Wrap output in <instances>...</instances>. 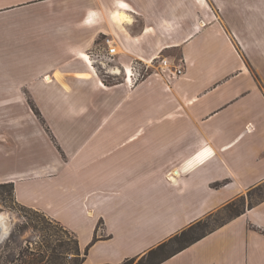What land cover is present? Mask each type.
I'll list each match as a JSON object with an SVG mask.
<instances>
[{"label": "crops", "instance_id": "obj_1", "mask_svg": "<svg viewBox=\"0 0 264 264\" xmlns=\"http://www.w3.org/2000/svg\"><path fill=\"white\" fill-rule=\"evenodd\" d=\"M230 29L220 0H0V68L18 65L0 69L10 95L0 109L31 95L67 157L48 162V177L27 165L13 178L0 140V184L74 233L88 247L82 264L143 255L222 207L248 205L264 184V41H231ZM107 37L126 70L174 52L184 74L105 86L83 56ZM64 200L69 218L54 210ZM160 264H264V198Z\"/></svg>", "mask_w": 264, "mask_h": 264}, {"label": "rangeland", "instance_id": "obj_2", "mask_svg": "<svg viewBox=\"0 0 264 264\" xmlns=\"http://www.w3.org/2000/svg\"><path fill=\"white\" fill-rule=\"evenodd\" d=\"M170 1L172 2V0ZM201 1L205 5V0ZM258 11H260L258 8L248 9L244 0H220V14L224 18L226 26L232 29H230L231 35L229 36L231 41H240V37L243 38L245 32H247L249 37L251 36L250 34H252L253 39L254 37H257L259 40L262 39V41H264V9L262 12L260 11V13H258ZM35 32L38 31H29V33ZM117 49L119 48L117 47ZM176 54L177 53L174 52H166L162 54V57L168 59L170 67L175 65L181 66L180 63H182V61L176 56ZM85 56L86 55L83 56V59L86 62ZM170 56H173L176 60ZM140 63L143 65L144 70H146L144 71L145 78L152 74L159 75L162 71V67L159 66V63H153L152 66H150L149 63ZM17 67L18 65L16 63L6 62L5 67L4 64H2L0 69L3 73L6 70L8 74V71L17 69ZM181 67L184 74L183 65ZM169 70L170 69H165L164 71ZM97 75L105 86H110L119 82L127 84L122 76L113 79L101 73H97ZM5 81H8V79L5 80L0 78V82H2L0 85H4L3 88L0 89V108H4V103L9 101L10 98V95L6 94L8 85H6ZM25 98L27 104L25 106L11 108L10 110L0 109V140L5 142L8 146L5 151L6 156L12 163L13 178L16 176L19 177V179L22 177L25 178L26 174H23L22 177H20L21 175H19L18 172L22 166L24 167L27 165L30 167L35 166L36 168H34V170H37V172L43 171L46 173L44 174V177H48L51 175L47 167L48 162L59 160V163H62L67 160V157L65 156L64 149L61 148L58 141L55 139L50 125L47 123L42 113L36 108L31 95L25 94ZM29 118L37 120L38 124L42 127L43 142L41 141L40 134H36V126L32 124V122L30 123L32 127L29 126V122L26 120ZM6 125H8L7 128ZM5 128L7 130L4 133L2 130ZM81 144L82 143L79 144V147L82 148ZM41 155H43L44 163L42 165L39 164V166L37 165L36 157ZM41 166L45 169H42ZM13 188V196H10L8 192L9 188L0 189V214L11 219V232L9 234L11 240L4 242L3 245H6V248H3L2 251H0L1 256H4L5 261L10 260L11 264H75L77 259L75 258V255L72 254V249L74 248L73 236L76 237L75 234L62 225L68 231L63 232L61 228L55 224V220L48 217L41 209L30 208L18 202L15 199L14 184ZM262 198H264V184L248 193V205H246L243 200H237L229 207H222L220 210L205 217L203 220L192 223L191 226H195L192 233L184 239L179 238L178 240L169 242V240L175 236L174 235L163 241L162 243L169 242L165 249L158 252L156 255L151 256L142 264H148L149 260L151 262L158 260L162 254L171 252L183 245L190 236H195L216 228L235 214L244 212L247 206L250 208L252 204L258 202ZM64 202L67 201H61V205L56 204L54 210H57L56 215L60 218H69L65 215L69 211L67 207L64 206ZM28 208L33 210H29ZM43 213L48 219L42 217ZM50 219L52 221H49ZM197 223H199V225H197ZM79 226H77V233L81 242H83L85 241L84 238L88 236V228L84 223H81ZM101 226H103V220L98 222L97 227ZM180 233L176 235H179ZM96 240L97 238L95 236L93 242ZM87 249L88 247L81 252L79 247L80 257L86 256L84 253ZM39 251L42 252V259H40L41 256H38ZM148 252L138 257L125 260L121 264H138L139 260L144 256L146 257ZM21 258L24 259L23 261L25 263L20 260ZM2 263L3 262L0 260V264Z\"/></svg>", "mask_w": 264, "mask_h": 264}, {"label": "built area", "instance_id": "obj_3", "mask_svg": "<svg viewBox=\"0 0 264 264\" xmlns=\"http://www.w3.org/2000/svg\"><path fill=\"white\" fill-rule=\"evenodd\" d=\"M104 44L103 48H93L87 53L86 62L91 69L113 79L122 76L130 87L144 78V71L146 70L139 61H131L128 70L118 61L117 44L114 39L107 37L104 39ZM153 63H159L163 70L170 69L172 76L180 77L183 75V69L180 65L170 67L168 59L161 55L153 57L149 65L152 66Z\"/></svg>", "mask_w": 264, "mask_h": 264}, {"label": "trees", "instance_id": "obj_4", "mask_svg": "<svg viewBox=\"0 0 264 264\" xmlns=\"http://www.w3.org/2000/svg\"><path fill=\"white\" fill-rule=\"evenodd\" d=\"M3 188H9V189H8V192H9L10 196H13V191H14L13 183H2V184H0V189H3ZM230 205H231V204H230ZM230 205H227L226 207H229ZM26 208H27V207H26ZM28 209H29V208H28ZM29 210H33V209H29ZM240 214H242V212H239V213L235 214V215H234L233 217H231L230 219H232V218H234V217H236V216H239ZM42 217L48 219V217H47L44 213L42 214ZM230 219H229V220H230ZM49 221H52V220L50 219ZM227 221H228V220H227ZM224 223H225V222H224ZM55 224H56L58 227H60L61 230H62L63 232H66V231H67V230H66V229H65V228H64L59 222H56V221H55ZM197 225H199V223H197ZM26 228H27V227H26ZM194 229H195V226H190L189 228L183 230L179 235H175L174 237H172V238L169 240V242H171V241H173V240H178L179 238H183V239H184L186 236H188L190 233H192V232L194 231ZM212 230H214V228L211 229V230H209V231H207V232H204V233H201V234H197V235H195V236H190V237L186 240V242H185L183 245H181L180 247H178L177 249H175V250H173V251H171V252H168V253H164V254H162V256L159 257V259L156 260V261H154V262H151V261L149 260V263H148V264H160L161 262L167 260L168 258H170L171 256H173L174 254L180 252L181 250L187 248L188 246H190V245H192L193 243L197 242V241L200 240L201 238L205 237V236H206L209 232H211ZM67 232H68V231H67ZM73 242H74V248L72 249V254H74V255H75V258L77 259V261H76L75 264H82L83 261H84V257H85V256L80 257V251H79L78 242H77L76 237H74V236H73ZM169 242H167V243L164 242V243L158 245L155 249L150 250V251L147 253L146 257L144 256V257H142V258L139 260L138 264H142L145 260H148L151 256L156 255V254H157L158 252H160V251H163ZM59 246H62V245H59ZM38 254H39L38 256H41L40 259H42V258H43V256H42V252L39 251ZM86 254H87V250L85 251L84 255H86ZM33 255H35V254H33ZM54 258H55V257H54ZM20 260H22V262L25 263V262L23 261L24 259L21 258ZM126 262H127V261H126Z\"/></svg>", "mask_w": 264, "mask_h": 264}, {"label": "flooded vegetation", "instance_id": "obj_5", "mask_svg": "<svg viewBox=\"0 0 264 264\" xmlns=\"http://www.w3.org/2000/svg\"><path fill=\"white\" fill-rule=\"evenodd\" d=\"M1 216H4V215L0 214V217ZM0 224H2L4 226V221L2 220V222H1V218H0ZM10 232H11V226L6 231L1 232V234H0V251H2L3 248H6V245H3V243L11 240V238H10L11 236L9 235ZM0 260H1V262H3L2 264H7V263L11 264L10 260L5 261L4 256H1V254H0Z\"/></svg>", "mask_w": 264, "mask_h": 264}, {"label": "bare ground", "instance_id": "obj_6", "mask_svg": "<svg viewBox=\"0 0 264 264\" xmlns=\"http://www.w3.org/2000/svg\"><path fill=\"white\" fill-rule=\"evenodd\" d=\"M123 6L125 7L126 5H123ZM114 19L120 25H122L125 21H128V17L125 14H122V13H117L114 16ZM85 58H86V56H85ZM1 222H2V219H1Z\"/></svg>", "mask_w": 264, "mask_h": 264}, {"label": "water", "instance_id": "obj_7", "mask_svg": "<svg viewBox=\"0 0 264 264\" xmlns=\"http://www.w3.org/2000/svg\"><path fill=\"white\" fill-rule=\"evenodd\" d=\"M0 218L4 221V226L0 224V234H1V232L9 229V227L11 226V219L5 216H1Z\"/></svg>", "mask_w": 264, "mask_h": 264}]
</instances>
